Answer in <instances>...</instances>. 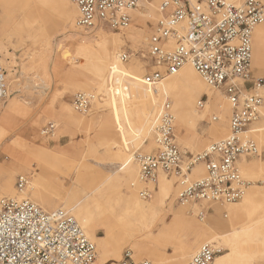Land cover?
I'll list each match as a JSON object with an SVG mask.
<instances>
[{
	"label": "rangeland",
	"instance_id": "374dc122",
	"mask_svg": "<svg viewBox=\"0 0 264 264\" xmlns=\"http://www.w3.org/2000/svg\"><path fill=\"white\" fill-rule=\"evenodd\" d=\"M56 1L0 0V54L7 72L9 90L7 100L0 104V129L4 138L0 145V165L4 167L11 162L10 154L5 147L7 144L14 146L21 155L27 156L25 164L17 168L10 166L11 171L8 175L0 177V200L4 197L20 196L15 186L19 174L30 176V183L24 196H28L48 211L61 206L69 207L76 202H81V206L94 194L107 196L106 207L102 212L98 210L95 213L92 233L94 239L104 241L113 238L120 229L132 227L135 222L134 214L125 207L122 199L129 182L139 199L148 204L154 203L158 208L155 221L152 222L148 217L143 220L150 229L148 234L153 236L156 248L162 256L164 254L163 258L167 262L175 259L178 254H187L189 256L183 261V264H187L202 245L210 243L217 250L213 263L221 259L224 264H246L251 260L264 264V254L258 252L264 253V221L251 231H244L242 223H235L234 226L229 223L230 207L245 204L264 205V138L261 137L262 132H249L253 125H264V86L255 90L263 98L260 118L244 133V136L251 137L257 142L261 151L260 156L242 157L247 165L255 168L252 173L246 171L241 163L239 165L242 176L250 181L245 197L227 205L216 204L221 208L219 213H216L214 204L207 202L182 205L177 201L183 187L177 175L160 173L156 184H146L138 182L139 167L134 157L132 165L124 166V157L129 153L148 152L155 148L153 130L142 141V135L131 122L125 121L124 112H128L133 118L136 114L127 108L132 106V92L121 71L118 70L110 76L101 90L97 84L85 85L83 75L93 74L95 70L84 68L82 66L84 60L71 57L69 48L71 44L67 41L66 35L58 33L56 29L62 19ZM68 1L74 23L77 11L71 1ZM148 1L151 3V17H144L142 22L136 19V15L139 16V12L145 9L146 4L143 0L137 7L138 12L134 10L132 12L133 21L130 27L121 31L105 28L106 32L118 33L123 39L117 53V65L129 67L142 81L146 74L156 69L152 64H148V60L143 58L142 54L146 53L148 38L160 17L158 10L162 0ZM80 30L93 35L98 27L88 31ZM130 30L142 31L139 42L129 39ZM62 41L68 42V47L63 45L61 48ZM259 41L264 42V32L261 30L258 32L256 28L253 35L252 71L255 76H264V63L258 64L254 60L255 46ZM123 50H130L133 53L132 58L125 63L118 59L119 53ZM72 62H78L80 66L73 67ZM174 78H168L167 81ZM208 91L214 93V96L220 94L221 97H225L222 92L209 86ZM208 91L205 90L195 99L199 117L190 118V121H187L188 125L182 128L174 111L173 98L167 96L162 101V104L167 101L171 105L175 142L185 157L190 153L203 151L230 133L231 104L225 107L223 113L214 108L206 110ZM78 92H87L95 96L86 113H79L74 109L73 99ZM200 98L204 101L203 107L197 104ZM9 103L23 106L25 112L14 111L3 122V110ZM16 118L18 126L14 122ZM49 123H55L56 133L53 137H43L40 131ZM214 129L218 130V133H215ZM31 146L36 152L31 155L29 152V156L26 152ZM199 166L203 170L201 174L197 170ZM205 173L204 165L199 163L194 166L189 178L195 181L203 178ZM163 175L175 188L163 190ZM35 178L38 179L37 187L40 190L38 193L33 184ZM99 180L106 182H103L98 192L94 193L92 190L101 183ZM7 182L11 187L4 190L3 185ZM132 182H135V186ZM145 187L152 191L148 199H143L139 195L140 190ZM64 196L65 202L62 204L61 200L49 204L41 199L42 197L62 199ZM202 209L206 212L203 219L198 216ZM105 210L106 212H103ZM71 212L74 215V211ZM202 226H211L209 229L212 235H216L218 239L208 240L209 235L202 233ZM88 236L90 237L89 234ZM93 241L98 252L95 264H99V246L95 240ZM131 242L129 240L124 244L119 258L112 257L106 264H119L126 248L133 250L137 260H149L156 264L149 257L139 256L132 247L134 243Z\"/></svg>",
	"mask_w": 264,
	"mask_h": 264
},
{
	"label": "built area",
	"instance_id": "2783aa9c",
	"mask_svg": "<svg viewBox=\"0 0 264 264\" xmlns=\"http://www.w3.org/2000/svg\"><path fill=\"white\" fill-rule=\"evenodd\" d=\"M70 1L78 9V28L88 31L105 26L121 31L130 27L132 12L143 0ZM158 11L160 17L142 54L156 69L146 74L144 82L154 85L175 75L185 64H192L203 81L222 92L231 104L230 133L185 157L175 142L171 105L164 102L153 126L155 148L133 152L139 182L156 184L160 172L175 174L183 185L177 198L182 205L238 202L250 185L242 176L240 160L261 155L257 142L244 133L260 118L263 104L255 90L264 86V76L253 74L252 58L254 31L264 22V0H162ZM132 56V51L123 50L118 59L125 63ZM8 95L7 72L0 54V104ZM93 97L78 92L73 99L74 109L86 113ZM203 105L200 99L198 106ZM55 133V123L40 131L43 137ZM199 163L204 165L205 176L191 181L189 174ZM29 183V175H17L15 186L20 196L0 200V264H94L98 257L96 244L72 212L62 207L43 209L24 196ZM151 192L145 187L139 195L148 199ZM205 215V209L198 214L201 219ZM216 254L214 246L206 243L187 264H212ZM119 264L152 262L137 260L133 250L126 248Z\"/></svg>",
	"mask_w": 264,
	"mask_h": 264
},
{
	"label": "bare ground",
	"instance_id": "6f19581e",
	"mask_svg": "<svg viewBox=\"0 0 264 264\" xmlns=\"http://www.w3.org/2000/svg\"><path fill=\"white\" fill-rule=\"evenodd\" d=\"M145 1V9L140 11L139 15H136V19L138 21H143L144 17H151V9H150V1ZM48 2V0H45ZM59 9L62 13V19L57 24V32L66 35L67 41L71 44L70 53L73 59H81L84 60V64L82 65L86 69H93L95 72L93 74L85 73L83 76V82L85 85H98L99 90L103 89L105 82L107 79L114 75L116 71H121L125 79L128 83V87L132 92V106L127 107L130 110H133L136 114V117H132L128 114V112H124L125 121H130L131 124L136 128L137 132L142 135L143 139L149 135V132L153 130V126L156 122L157 116L159 115L162 101L165 97L171 96L175 103L174 111L177 114L179 121L181 122V128L186 127L188 125L187 121H190V118L199 117V110L195 106V99L198 95L204 93L205 90L208 91V86L202 80L200 75L196 72L192 64H185L175 75L162 79L160 82L154 85H148L144 81H142L137 75L132 73V70L125 66H118L117 64V53L120 45L123 43L122 37L115 32H106L105 26H98V30L93 35H88L83 33L80 28L77 27L76 22H72V9L68 0H57L56 1ZM72 3V2H71ZM73 4V3H72ZM74 5V4H73ZM77 11L78 17V9L74 5ZM139 9H135L134 11L138 12ZM41 15V14H40ZM37 15V16H40ZM36 16V18H37ZM35 19V18H34ZM158 20V19H157ZM77 21V18H76ZM108 28V27H107ZM258 32L260 30L264 32V23L256 27ZM255 28V29H256ZM107 30V29H106ZM141 32L130 30L128 32L129 39L134 42H139L141 39ZM51 37V36H50ZM48 37V38H50ZM65 37V38H66ZM147 39V38H146ZM49 45L51 44V39L48 40ZM1 42V41H0ZM62 41L60 43V47L63 48V45H68ZM1 44V43H0ZM73 45V48H72ZM68 47V46H67ZM254 60L258 64L264 63V42L259 41L255 46V57ZM2 61V60H1ZM253 62V58H252ZM80 66L78 62H72L71 66ZM44 71L45 68H43ZM74 69V68H73ZM141 69V68H139ZM46 73V72H45ZM174 78L172 80H168V78ZM209 92V91H208ZM209 98L205 102L206 110L208 108H214L217 111L223 113L225 107H228L230 104L226 97H221L220 94L211 92L208 93ZM95 97V96H94ZM202 98V97H201ZM200 98V99H201ZM224 98V99H223ZM226 98V100H225ZM199 99V100H200ZM199 102V101H198ZM197 102V104H198ZM70 109H68L69 111ZM14 111L25 112V108L19 104L9 103V106L5 107L3 110L2 121L4 122L7 119L9 114H13ZM70 112V111H69ZM15 125L17 124V118L15 119ZM191 123V122H189ZM191 126V125H190ZM193 126V125H192ZM215 133H218V130L214 129ZM249 132H262L261 137L264 138V125L258 126L253 125ZM3 132L0 129V145L3 143ZM140 141V144L142 143ZM153 142L156 146L154 137ZM6 151L10 154L11 162L6 166L0 165V177L8 175L9 171H11L10 166L17 168L25 164V160L27 156L21 155L19 150L15 149L14 146L8 145L5 146ZM30 152V153H29ZM36 152V150L32 148L27 149V154L30 155ZM28 154V155H29ZM29 155V156H30ZM133 153H129L124 157V166L132 165ZM241 165L246 171L252 173L255 170L253 166L247 165L246 160L242 158L240 161ZM128 167V166H127ZM198 173H203L202 168L199 166L197 168ZM163 173V172H160ZM165 174V173H164ZM160 175V174H159ZM37 180L35 178L34 187L35 191L38 193L40 190L37 187ZM163 180V190H171L175 188L174 185L169 183V179L166 177H162ZM101 182L99 185L95 186L92 192L96 193L101 188V184L106 182V180H99ZM139 182V180H138ZM121 185V184H120ZM132 185L135 186V182H132ZM4 190H9L11 185L7 182L3 185ZM120 188V186H119ZM12 190V188H11ZM248 191V190H247ZM247 193V192H246ZM245 193V195H246ZM64 196L62 199L56 198H47L42 197L41 199L44 202L49 204L57 203V200H61V204L64 203ZM245 197V196H244ZM87 198V197H86ZM85 198V199H86ZM93 198V199H92ZM91 199L86 200L80 206V203L72 204L69 207L61 206L62 208H67L70 211H74V215L81 227L84 229L86 234L90 235L92 240H95L99 246V264H106L108 260L112 257H120L121 249L124 244L131 240L132 247L135 249L139 256H145L153 259L156 264H183V261L189 256L185 254H178L175 259L170 262H167L165 258L159 253L158 249L155 246V240L153 236L149 235L150 229L147 224L144 223V218L148 217L153 222L155 221V217L158 214V208L154 203H146L143 200L139 199V197L133 192L129 182L127 183V187L122 194V199L124 200L125 207L130 210L132 214H134L135 222L132 227L122 228L120 229L113 238L107 239L104 241H100L99 239H94L93 230H94V217L95 213L98 210H103L105 208V204H108L107 196H98L94 194ZM102 201V203L100 201ZM56 205V204H54ZM104 205V206H103ZM213 207L216 209V213H219L221 210L219 205L214 204ZM78 208V209H77ZM230 219L229 223L233 226L235 223H242V229L245 231L254 230L261 222L264 221V205H253V204H245L242 206L230 207ZM103 212H106L103 211ZM78 217V218H77ZM208 226V225H207ZM211 226L206 227L202 226L201 231L203 234H208V240L216 241L218 237L216 235H212ZM239 229V228H236ZM213 230V229H212ZM134 231H142L143 233H134ZM259 231V230H257ZM260 233V231L258 232ZM158 240V239H157ZM261 255V253L258 251ZM96 262V261H95ZM95 264V263H94ZM116 264V263H115ZM213 264H224V261L221 259H217ZM246 264H258L255 261H249Z\"/></svg>",
	"mask_w": 264,
	"mask_h": 264
}]
</instances>
